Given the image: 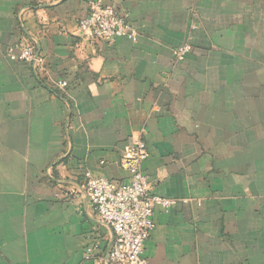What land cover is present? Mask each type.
<instances>
[{
	"label": "crops",
	"instance_id": "crops-1",
	"mask_svg": "<svg viewBox=\"0 0 264 264\" xmlns=\"http://www.w3.org/2000/svg\"><path fill=\"white\" fill-rule=\"evenodd\" d=\"M90 1L0 0V264H106L82 186L126 183L139 137L152 194L178 201L147 264H264V0H101L138 31L114 44L79 31ZM33 40L46 78L8 56Z\"/></svg>",
	"mask_w": 264,
	"mask_h": 264
},
{
	"label": "built area",
	"instance_id": "built-area-1",
	"mask_svg": "<svg viewBox=\"0 0 264 264\" xmlns=\"http://www.w3.org/2000/svg\"><path fill=\"white\" fill-rule=\"evenodd\" d=\"M78 29L93 40L110 44L119 39L135 41L138 37L129 15L101 0L90 1L88 14L79 21ZM190 50L189 45L176 49V60L183 61ZM8 56L12 61L29 64L38 79L46 78L45 62L34 40L11 47ZM52 82L59 91L68 89L69 84L65 80ZM147 157L146 141L139 137L122 159V168L129 174L126 183L117 186L104 176L92 174H88L83 183L82 189L99 222L113 233L106 264H147L144 249L155 229V209L168 211L178 203L176 199L152 194V184L143 168ZM94 250V245L86 249L87 259H92Z\"/></svg>",
	"mask_w": 264,
	"mask_h": 264
}]
</instances>
